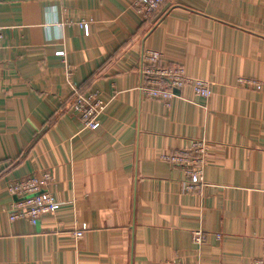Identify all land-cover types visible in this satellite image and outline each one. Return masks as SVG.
<instances>
[{"label":"crops","instance_id":"1","mask_svg":"<svg viewBox=\"0 0 264 264\" xmlns=\"http://www.w3.org/2000/svg\"><path fill=\"white\" fill-rule=\"evenodd\" d=\"M133 2L0 0V264L264 261V0H166L149 19ZM146 50L211 98H144ZM88 92L107 102L94 130L69 105ZM194 140L209 152L190 193L162 157ZM42 172L57 210L10 221L8 184Z\"/></svg>","mask_w":264,"mask_h":264},{"label":"built area","instance_id":"2","mask_svg":"<svg viewBox=\"0 0 264 264\" xmlns=\"http://www.w3.org/2000/svg\"><path fill=\"white\" fill-rule=\"evenodd\" d=\"M165 1L134 0L133 7L143 18L149 19ZM58 54L61 55L62 52H58ZM138 72L140 76L138 91L149 100H157L169 105V102L177 96L175 91L180 92L186 86H190L193 93L205 101L212 96V88L209 82L187 77L179 65H164L162 55L157 51L146 50L142 52ZM237 84L247 89L259 90L261 88L256 80L240 78L237 80ZM106 107L107 102L102 100L97 92H88L75 95L71 104V112L79 119L82 129L94 130ZM208 152L209 145L207 142L194 140L190 142L188 148L166 155L162 159L184 170L187 178L185 189L194 193L204 186V171L207 166ZM52 180L50 173L42 172L11 182L8 186V193L13 198V203L9 211V220L21 219L35 225L41 217L54 213L59 204L48 190ZM85 229V225H82L73 232V237L80 239ZM192 240L197 244L202 243V232L195 231L192 234ZM254 264H264V261L256 260Z\"/></svg>","mask_w":264,"mask_h":264},{"label":"rangeland","instance_id":"3","mask_svg":"<svg viewBox=\"0 0 264 264\" xmlns=\"http://www.w3.org/2000/svg\"><path fill=\"white\" fill-rule=\"evenodd\" d=\"M239 79H240V78H239ZM241 79H248V78H241ZM237 80H238V79H237ZM248 80H253V81H254V79H248ZM242 81H244V80H242ZM236 82H237V81H236ZM257 82H258V81H257ZM17 179H19V178H17ZM17 179H12L11 182H14V181L17 180ZM11 182H10V183H11ZM10 183H9V184H10ZM9 184H8V185H9Z\"/></svg>","mask_w":264,"mask_h":264},{"label":"trees","instance_id":"4","mask_svg":"<svg viewBox=\"0 0 264 264\" xmlns=\"http://www.w3.org/2000/svg\"><path fill=\"white\" fill-rule=\"evenodd\" d=\"M74 99H75V95H74V97L70 100V104H69V105L72 104V102L74 101Z\"/></svg>","mask_w":264,"mask_h":264},{"label":"water","instance_id":"5","mask_svg":"<svg viewBox=\"0 0 264 264\" xmlns=\"http://www.w3.org/2000/svg\"><path fill=\"white\" fill-rule=\"evenodd\" d=\"M175 94H179V92L178 91H175Z\"/></svg>","mask_w":264,"mask_h":264}]
</instances>
